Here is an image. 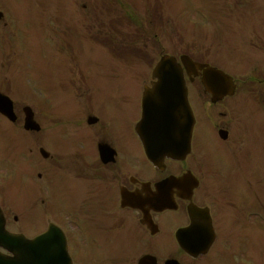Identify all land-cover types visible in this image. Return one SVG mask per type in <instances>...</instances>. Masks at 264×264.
Returning <instances> with one entry per match:
<instances>
[{
    "label": "flooded vegetation",
    "instance_id": "flooded-vegetation-1",
    "mask_svg": "<svg viewBox=\"0 0 264 264\" xmlns=\"http://www.w3.org/2000/svg\"><path fill=\"white\" fill-rule=\"evenodd\" d=\"M232 6L248 8L250 16L245 20L261 31L258 35L264 34V0H233ZM3 19L0 23L6 25ZM85 68L73 67L71 77L79 80L71 85L86 104H97L88 107L93 113L88 108L84 111L87 116H95L96 122L87 124L86 116L87 128L70 132L59 129L57 154L50 166L53 170L44 174L48 179L46 189L47 184L57 181V207L61 208L50 212L60 217L68 246L74 249L73 264H256L254 256L231 250L228 234L233 227L241 231L256 227L247 219L253 212L251 202L239 193L241 182L250 178L238 177L239 170L245 169V174L251 171L253 117L248 115L250 125L242 128L233 106L228 104L229 97L211 103L210 96L199 87L197 93L207 100L203 113L207 111L212 131L198 135L199 154L193 153L183 161L166 159L155 167L144 157L133 115L127 116V103L132 102L126 99L127 87L118 83L109 87L105 105ZM234 92L243 98L253 97L254 86L238 87L235 83ZM221 131L225 132L224 140L219 138ZM204 156L217 161L215 173ZM234 173L236 176L231 177ZM158 197L171 199L169 207L155 209ZM190 207L197 208L205 222L210 217L214 232L208 250L196 256L182 249L190 235L186 232L191 223ZM0 215L6 230H29L30 216L18 218L13 195L0 193ZM209 238V232L203 236L204 241ZM104 241L107 249L103 257Z\"/></svg>",
    "mask_w": 264,
    "mask_h": 264
},
{
    "label": "rangeland",
    "instance_id": "rangeland-1",
    "mask_svg": "<svg viewBox=\"0 0 264 264\" xmlns=\"http://www.w3.org/2000/svg\"><path fill=\"white\" fill-rule=\"evenodd\" d=\"M40 1L45 2V4L47 2V5L42 7L43 17H41L40 10L38 9V3ZM230 1L231 0H0L1 3L7 5L6 8H8L12 18L13 32L16 33V37L13 38L12 41L4 40V37H0V39H3L0 40V90L7 87L11 91V97L14 98L12 99L14 101L15 111L20 118V123L16 126L17 133L21 131V128H18V126H21L22 122L21 108L23 105L27 104L32 107L36 116H39L42 122L40 123L41 130L44 129L43 134H48L46 138L50 139L51 136L49 134L51 133L55 135L57 125L53 124L52 120L56 119V101L58 100V102L61 103V97L64 96V93L57 89H59L60 77L63 74L69 73V70L73 67L72 60L68 59L69 55L72 54L71 51L76 54V51L82 50L83 47L86 51L88 48L91 50L93 49L94 58L91 64L107 67L106 69L102 68L101 74L109 69L111 76L112 69L115 70L119 66V75L125 74L122 75L123 80L120 81L121 83H126V85H129L131 80L134 82H141L150 79L152 67L143 64L141 68H133L129 65L124 67L118 62L113 63V60L104 50V47L98 45L96 41H94V38H90V36L94 37L97 34L105 35L103 34L105 28L100 27L101 23L110 22V20L114 18L115 20L125 19L126 16L133 18V25L135 27H137L140 22L144 23L142 25V33L144 36H140L137 41H131L130 43L147 51L154 60L152 64H155L159 56H161V51L163 54L177 55L188 52L193 54L195 58H202L204 54L203 60L209 64H217L220 66L222 63L225 64L227 68L222 69L227 73L230 72L234 80L242 83L245 80H250L252 76L260 75L253 68L255 65L260 66L259 63H262L264 59V52L261 50L264 34L258 35L250 30L249 25H238L239 22L233 17L231 4H228ZM84 2H87L92 10L94 8V16L93 13L92 15H86L89 20L85 19V15L82 18L77 15V12L86 14V9L81 8ZM60 3L65 7V14L61 16V18H63L62 21L57 23L55 20L60 15ZM147 4L156 5L158 8L159 22L156 24V27L145 22ZM0 9L3 10L2 7H0ZM66 12H68V14H66ZM67 24L70 27H67ZM74 24L77 31L81 34L80 37H77L71 31V26H74ZM87 27L91 29L87 31ZM0 28H2V26H0ZM4 28L5 32H8L11 30V25H6ZM237 28L245 30L236 31ZM62 30V36L58 37V33ZM118 32L125 33L122 29H119ZM66 35L68 36L66 37ZM70 35L74 36V38ZM257 38L259 40H257ZM120 41L123 43L128 42L123 40ZM96 55H98V57H96ZM90 67L89 65L88 73L92 79L89 78V81L92 82L95 87L102 86L107 80L98 76L96 73V75L93 76L94 73L90 70ZM100 78H102V81H100ZM113 80H110V82ZM46 86H48L49 90L47 93L44 90V88H47ZM121 86H123V84ZM255 88H257V92H259V88H261L260 93L262 94L257 96V99L244 103V121L240 117L242 122L248 125H250L248 114L251 115V113L254 115L256 124L264 122V83L255 86ZM132 90L137 89L133 88ZM44 98H46V108L43 104ZM193 102L197 103L195 96L192 98V103ZM198 103H200V101ZM207 107L208 106H206V108ZM59 110L64 112V108L61 106H59ZM82 112H84V110H81L79 114ZM130 113L135 114L136 109H131ZM0 125H3L0 126V130H6V132L10 130L12 132V129L8 126H4L7 125V123L1 118ZM63 125L65 124L63 123ZM68 125L70 124L68 123ZM65 128L71 130L67 128L66 125ZM7 133H9V131ZM30 135L28 141L39 146L41 139L39 134ZM25 143H27V141ZM31 149L32 153L35 154L36 151L34 147ZM259 153V150H255V155ZM214 162L217 165V161ZM260 164H264V159L260 156H255V177L264 175V168L259 167ZM33 167L35 171H26L23 169L26 173V179H28L27 174L30 175V173H33L34 176L32 179H35L34 184L36 185L35 192L31 196L32 201L25 200L23 205H16L18 209H20V214L25 210L28 211V209L30 212L31 210H41L43 214L46 206L50 205V207H53L55 205L54 195L52 194L50 196L48 191H41L39 187L44 186L43 181L35 178L36 174L41 170L42 165L39 162H34ZM256 167H258L259 170L256 169ZM15 168L17 171L22 172V168L16 166ZM247 175L248 174H244V176ZM232 176L235 177L236 174L234 173L231 177ZM8 177L9 176H7V178ZM4 181H6V179ZM29 189V185L25 184L21 190H14L15 193H19L16 197L17 203L22 202V197H26ZM41 200H45L44 205L41 204ZM64 201L62 202L64 203ZM42 218H47V220L51 221L55 219L54 215L51 213H49L47 217ZM36 219L37 224H40L38 216H36ZM40 229L41 227L39 226L38 230ZM248 230L249 229L245 230L246 236ZM229 235L230 245L232 247L231 250L237 252L238 250L242 251L241 239L244 236V231H241L239 227H235L230 230ZM249 235L252 239L254 238L252 234ZM105 245L106 243L104 241L103 246ZM97 252L98 251H96V253ZM256 258L261 259L260 256Z\"/></svg>",
    "mask_w": 264,
    "mask_h": 264
},
{
    "label": "water",
    "instance_id": "water-1",
    "mask_svg": "<svg viewBox=\"0 0 264 264\" xmlns=\"http://www.w3.org/2000/svg\"><path fill=\"white\" fill-rule=\"evenodd\" d=\"M187 72H195L202 65L181 57ZM210 81L222 80L220 73L206 70ZM158 83L145 92L142 99V119L137 125L145 152L152 161L164 156L181 158L188 151L193 117L186 99L182 72L173 57H163L154 69ZM229 82V78L225 79ZM0 112L14 119L11 102L0 96ZM25 128L36 129L29 108H25ZM3 245L13 254L12 258L0 256V264H69L61 233L54 229L32 240L8 235Z\"/></svg>",
    "mask_w": 264,
    "mask_h": 264
}]
</instances>
